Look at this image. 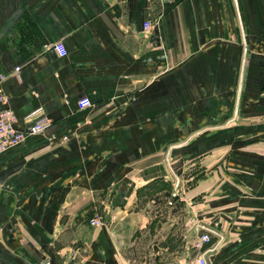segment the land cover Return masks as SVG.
I'll return each instance as SVG.
<instances>
[{
    "label": "crops",
    "instance_id": "0c3cea01",
    "mask_svg": "<svg viewBox=\"0 0 264 264\" xmlns=\"http://www.w3.org/2000/svg\"><path fill=\"white\" fill-rule=\"evenodd\" d=\"M1 75L0 264H264V0H0Z\"/></svg>",
    "mask_w": 264,
    "mask_h": 264
},
{
    "label": "built area",
    "instance_id": "2783aa9c",
    "mask_svg": "<svg viewBox=\"0 0 264 264\" xmlns=\"http://www.w3.org/2000/svg\"><path fill=\"white\" fill-rule=\"evenodd\" d=\"M151 27V21L144 22L143 29L146 31ZM53 49L60 56L66 55V49L61 42L53 44ZM18 69L17 67L15 68ZM4 76H0V82ZM78 106L81 109L88 108L92 105L91 100L87 96L78 99ZM24 121L28 123L26 130H21L16 126V116L8 107L7 96L0 84V154L11 146H14L23 141L27 134L39 133L45 130L50 125V118L43 114L40 109H36L24 117ZM89 224L92 226H100L103 224L101 216L94 215L89 218ZM211 229L207 227L193 242V248L196 251L195 255L191 258L192 264H208L205 254L209 248L205 249L204 246L211 242ZM47 264V263H45Z\"/></svg>",
    "mask_w": 264,
    "mask_h": 264
}]
</instances>
